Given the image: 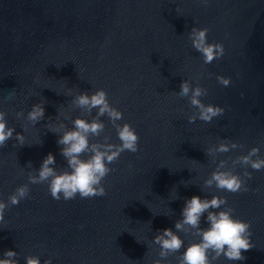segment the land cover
Listing matches in <instances>:
<instances>
[{
    "label": "water",
    "instance_id": "1",
    "mask_svg": "<svg viewBox=\"0 0 264 264\" xmlns=\"http://www.w3.org/2000/svg\"><path fill=\"white\" fill-rule=\"evenodd\" d=\"M193 27L208 29V42L223 45V58L203 63L188 39ZM217 77L231 78L230 86ZM195 78L208 90L202 102L225 108L210 124H189L195 110L177 95L184 79L195 86ZM67 88L105 90L124 114L120 123L136 129L140 150L109 165L115 171L103 181L104 197L57 201L47 184L29 185V197L9 206L0 224V255L16 251L20 264L27 256H39L41 264L49 258L53 264H151L159 252L152 238L174 228L185 198L216 195L227 198L235 218L251 223L253 243L244 261L221 257L216 264H264V170L247 169L248 192L203 188L216 168L205 151L221 139L244 149L219 154L217 162L230 165L253 147L264 157V0H0V110L23 134L15 113L45 102V120L25 133L29 145L13 138L0 148L5 201L49 153L58 170L66 168L58 137L45 125L48 117L58 123V109H69ZM13 91L15 98L6 99ZM102 119L105 134L119 143ZM162 264H177L176 257Z\"/></svg>",
    "mask_w": 264,
    "mask_h": 264
},
{
    "label": "clouds",
    "instance_id": "2",
    "mask_svg": "<svg viewBox=\"0 0 264 264\" xmlns=\"http://www.w3.org/2000/svg\"><path fill=\"white\" fill-rule=\"evenodd\" d=\"M201 2L207 3V0ZM188 39L192 48L201 55L205 65L225 55L222 44L208 42L207 28L193 27ZM217 80L224 87L231 84V78L217 77ZM207 94L208 90L200 86L199 78H195V86L191 79L181 82L177 95L186 98L189 106L195 110L187 117L189 124L198 120L210 124L215 118L225 114V108L202 102V97ZM66 95L72 97L69 109H58V123L54 124L48 117V123L45 125L48 132L58 137L56 143L60 149L59 154L66 162V168L58 170L55 156L49 153L38 169L28 171V183L17 187L7 201L0 198V224L6 223L5 213L9 206H19L22 200L29 197V185L47 184L48 193L57 201H69L77 196L80 199L106 196L103 181L115 171L109 165L116 162L126 151L133 154L139 152L140 137L136 129L127 122L120 123L124 120V114L112 106L105 90L74 92L72 88H67ZM15 96L13 91L6 99H14ZM77 109L80 116L72 119L71 111ZM7 115V112L0 110V148L13 138L16 145L23 147L28 144L25 133L29 132V126L35 128L45 120V102L33 104L26 115L23 111L15 113L17 120L24 121L21 126L23 134L17 133L15 127L9 126ZM105 117L115 130L119 143H112V136L105 134L106 124L102 119ZM63 121H70L71 129ZM237 149L243 150L244 145L226 138L206 149V156L211 158L216 168L204 181V189L215 187L218 191L232 194L249 191L247 181L253 177L247 169L256 172L264 170V157L260 155V147H253L246 155L231 160L230 165L229 160L217 162L219 154ZM237 166L245 169L242 176L235 172ZM27 168H33L31 162L27 164ZM234 212L235 210L228 206L226 197L213 195L210 199L207 196L185 198L180 219L175 222L174 228L158 230L152 238L151 243L158 246L159 252L158 258L151 264H162L169 256H175L177 264H216L221 257L229 262L244 261L246 258L243 253L253 248L252 225L235 218ZM202 223L207 227H202ZM83 227L84 225H81V228ZM179 234H183L184 238ZM186 240L191 242L186 244ZM18 255L16 251L7 250L0 255V264H20ZM24 260L25 264H41L39 256H27ZM44 264H53V260L49 258Z\"/></svg>",
    "mask_w": 264,
    "mask_h": 264
}]
</instances>
